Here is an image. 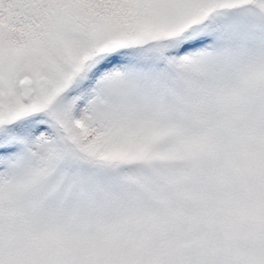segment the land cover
I'll list each match as a JSON object with an SVG mask.
<instances>
[{"label": "snow or ice", "instance_id": "snow-or-ice-1", "mask_svg": "<svg viewBox=\"0 0 264 264\" xmlns=\"http://www.w3.org/2000/svg\"><path fill=\"white\" fill-rule=\"evenodd\" d=\"M0 264H264V0H0Z\"/></svg>", "mask_w": 264, "mask_h": 264}]
</instances>
